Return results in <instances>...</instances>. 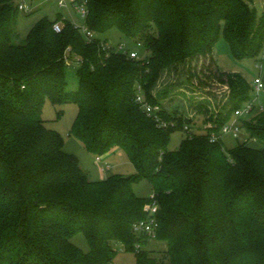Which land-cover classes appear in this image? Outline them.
Here are the masks:
<instances>
[{
	"label": "trees",
	"instance_id": "trees-1",
	"mask_svg": "<svg viewBox=\"0 0 264 264\" xmlns=\"http://www.w3.org/2000/svg\"><path fill=\"white\" fill-rule=\"evenodd\" d=\"M88 7L92 32L116 27L150 53L105 50L61 13L15 42L20 8L0 0V264H109L114 242L134 252L136 264H264V111L243 122L251 140L230 148L211 141L210 133L252 100V85L221 69L215 56V68L198 63L221 35L235 57L258 60L264 5L262 14L250 0H89ZM70 59L78 63L76 90L67 89ZM181 66L199 85L216 76L228 90L220 110L208 98L194 105L213 126L170 149L171 134L194 121L164 105L170 88L161 97L154 89L165 71ZM137 84L177 128L159 127L136 103ZM46 99L76 103L71 133L96 155L122 148L136 172L91 179L64 150L62 134L47 127ZM141 179L160 205L155 240L167 244L160 255L147 247L154 239L133 230L151 199L136 193ZM78 233L88 252L71 241ZM138 242L146 246L137 250Z\"/></svg>",
	"mask_w": 264,
	"mask_h": 264
},
{
	"label": "rangeland",
	"instance_id": "rangeland-1",
	"mask_svg": "<svg viewBox=\"0 0 264 264\" xmlns=\"http://www.w3.org/2000/svg\"><path fill=\"white\" fill-rule=\"evenodd\" d=\"M11 1L16 6H18L19 3H25L31 7L30 11L19 9L18 23L16 28L17 34L14 38L15 42L22 41L27 35L28 31L40 19L48 17L53 20L59 13L63 15L62 18L65 17L69 19L75 25L81 27L85 25V19L81 17V15L72 6L71 0H66V4L62 6L59 4V0ZM250 2L255 8L257 14H262L264 0H250ZM56 22H59L63 27L61 21ZM96 36L102 40L107 39L115 49H118V47L123 44L124 49H127L128 51L136 50L138 52L139 58L145 57L150 53L142 44H139L137 40L127 37L116 27H113L106 32L96 33ZM211 56H215L216 62L221 67V69L239 72L244 75L252 85V95H255L253 91L254 79L260 74L264 76V49L258 60L254 58L238 59L233 55L228 41L223 35H221L214 48L213 54L201 56L198 63L206 61L212 68H215V61H212ZM261 64L263 65V69L260 68ZM77 66V62H74L71 59L68 61V65L66 67V78L68 82L67 89L69 90H76L78 88L79 77L77 75ZM216 79V76L213 78L209 77L207 84L201 83V85H199L197 78L189 77V69L185 66H181L178 71H165L158 84L155 86L154 93L161 97L163 92H165L164 90L170 88L171 92L164 97V105L169 107V109L172 111L177 109L184 117L193 119L194 123L191 128V130H193L192 132H204L202 126L205 124V115L199 112L197 113L193 109H195L194 105L197 104L199 99L208 98L211 104H215L214 108L220 110L221 103H218V101L221 102V99L222 101L226 99L224 95L228 89L226 85H220ZM204 85H208L210 87H204ZM209 90H212L213 92L210 93L211 91ZM256 100V105L258 108L262 106L264 107V91L260 93ZM61 110L62 112H60ZM262 111H264V109L256 111L257 113L254 112L253 114H250V119L255 118L257 116L256 114ZM77 113L78 105L74 102L56 104L50 99H46L43 106L42 115L46 120L47 127L56 129L62 134L65 140L64 150L68 153L75 154L79 158L82 167L86 170L91 179H97L103 175L101 166H104V169L106 170L104 173L105 175L120 173L129 176L134 174L136 169L122 148H113L109 152L102 154V158L104 159L103 162H98L96 160L97 155L88 151L83 142L71 133V127L77 116ZM208 117L209 116L207 115V118ZM186 135L187 133L184 132L183 129L174 131L171 134L169 148L177 149L181 140ZM242 136L244 140L251 138L250 132L246 127H244L242 131ZM241 141V138L234 139V141L231 142L232 144H229L226 147L230 148ZM253 144L256 145L257 143ZM258 145L260 144L258 143ZM107 166H109L110 169H108ZM134 189L139 195L146 197H150L152 195V187L150 182L146 179H141L135 182ZM71 241L85 252L90 250V245L83 233L76 234L71 238ZM114 245L118 251L114 257V260L109 264H136V256L134 252L125 251L122 245L118 242H114ZM147 247H152L153 252L160 255L166 249L167 244L165 242H157V240H155L151 241Z\"/></svg>",
	"mask_w": 264,
	"mask_h": 264
},
{
	"label": "built area",
	"instance_id": "built-area-1",
	"mask_svg": "<svg viewBox=\"0 0 264 264\" xmlns=\"http://www.w3.org/2000/svg\"><path fill=\"white\" fill-rule=\"evenodd\" d=\"M88 1L89 0H71L72 6L76 9V11L85 19V25L83 27L76 25L80 32L85 36V38L88 41H93L94 39L99 40V45L102 46L105 50H112L117 52H124L127 51V49H124V45H120L118 49H115L110 42L107 40L99 39L96 36L95 32H92L89 27L86 24V19L89 14V7H88ZM59 4L62 6L66 4V0H59ZM19 8L30 11L31 7L29 5H26L25 3H19ZM55 31L60 32L62 30V25L59 22H55L53 25ZM139 44H141L139 42ZM131 57L133 58H139L138 52L136 50H130L129 51ZM260 68L263 69V65H260ZM253 91L255 95L253 94L252 100L244 103L241 107L234 110L231 117L221 125L220 129L218 131H212L210 133V139L211 141H223L224 136H231L234 139H242L241 142L250 140L247 138L246 140L243 139L242 131L244 129V118L246 116H249L255 110H257L256 105V99L259 97L260 93L264 91V76L259 75L254 79L253 82ZM135 101L136 103L149 115L152 116L157 123L159 127L162 128H168V127H178V122L175 119H166L163 117L161 109L158 105L152 104L145 96L143 87L140 84L136 85V95H135ZM264 107H260L258 110H263ZM213 123L209 122L206 124H203L202 128L204 131H206V128L212 127ZM192 127H190L188 124H186L183 127L184 132L188 133H195L191 130ZM182 130V129H181ZM202 133V132H198ZM150 201L146 204L144 210L146 213V217L138 220L133 225L134 232L139 236H146L148 239H155L157 235V229L159 227V219H158V213L160 209V205L155 200L154 194L152 192V195L150 196ZM146 245H143L142 243L138 242L136 244V249L140 250L141 248L145 247Z\"/></svg>",
	"mask_w": 264,
	"mask_h": 264
},
{
	"label": "crops",
	"instance_id": "crops-1",
	"mask_svg": "<svg viewBox=\"0 0 264 264\" xmlns=\"http://www.w3.org/2000/svg\"><path fill=\"white\" fill-rule=\"evenodd\" d=\"M107 40V39H106ZM108 41V40H107ZM109 42V41H108ZM257 101V100H256ZM259 108H257V110H255V112L256 111H259L258 110ZM257 113V112H256ZM250 117L251 116H246L244 119L245 120H249L250 119ZM253 117V116H252ZM223 141H224V143L226 144V146H228L229 144H232L231 142H233L234 141V138L233 137H231V136H224L223 137ZM234 146V145H233ZM120 147H115V149H119ZM96 160L98 161V162H103L104 161V159L102 158V155H97L96 156ZM108 167V169H110V167L109 166H107ZM101 171H102V174L103 175H101V177H99V178H97V179H102V178H106L108 175H105L104 173L106 172V170L104 169V166H101Z\"/></svg>",
	"mask_w": 264,
	"mask_h": 264
}]
</instances>
